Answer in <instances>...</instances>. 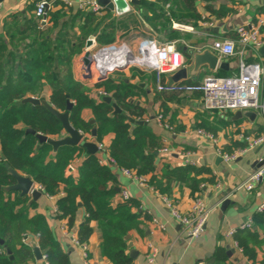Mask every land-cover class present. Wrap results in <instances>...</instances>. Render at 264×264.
Masks as SVG:
<instances>
[{"label":"crops","instance_id":"0c3cea01","mask_svg":"<svg viewBox=\"0 0 264 264\" xmlns=\"http://www.w3.org/2000/svg\"><path fill=\"white\" fill-rule=\"evenodd\" d=\"M41 1L43 0H5L1 4L0 37L6 44L9 43V39L5 37L6 31L12 29V26L19 27L27 24L34 15L31 6L36 7ZM70 1L73 2L72 7H67L60 1L66 6L64 11H68V17L70 13L67 9L80 10L78 8L80 1L100 2L101 0ZM127 1L130 3L131 0ZM196 5L204 22L195 27L172 20L171 30L175 32L173 39L154 31L143 19L141 13L135 10L136 5L130 4L131 11L123 16L104 9L111 13L108 21L117 19L120 24V32L117 31L113 43H125L135 53H138L140 42L146 39H154L160 44H175L177 50L184 57V66L180 70L187 69L188 71L187 80L180 81L175 86L189 83L200 85L211 76L236 77L239 75L240 63L243 61L249 64L256 63L262 67L260 91L263 93L264 0H214L210 3L212 12L206 9L208 5L206 3L197 1ZM53 6L51 7L52 11L61 9L59 6ZM168 7L169 5L166 10ZM105 15V11L100 14V16ZM134 21L137 24L132 27ZM173 24L189 26L194 31L182 32L173 29ZM251 26L257 27L260 32L262 45L259 47L243 46L239 41L237 30L241 27L250 28ZM127 27H131L130 30ZM125 29L132 33H126ZM15 33L13 30L14 35H16ZM19 40V43L23 45L25 40H22L21 37ZM218 40L235 41L237 55L222 57L215 54L212 46ZM25 42L26 45L29 44V41ZM86 49L85 45L82 54L75 56L72 60V78L76 83L85 86L91 97L100 101L97 99V95L104 89L98 88V84L102 82L98 83L96 77L85 78L83 76V59ZM205 49H211L219 57L218 66L215 72H210L205 67L199 75L193 78L190 76L194 68L190 52L200 53ZM172 75L163 76L165 77L164 85L169 83L168 76ZM109 78L116 84L123 83L131 89L133 97L130 101L143 113L142 117L135 121L147 125L163 144L162 149L157 153L156 167L158 179L161 180V185L165 190L164 193L151 185V176L144 177L146 184L140 185L126 177L121 168L108 162L111 158L110 146L115 138L113 134L105 136L101 142L92 138L91 135L84 136L86 142L104 145V150L98 151L96 155L103 162L101 165L113 168V173L118 180L117 189H120V192H117L116 204L124 202L122 193L126 192L129 200L136 204L132 211L141 215V232H132L128 235L131 238L129 243L133 244V249L138 254L134 259V264H218L219 258L223 254L227 257L226 264H264V224L261 229H258L254 224L255 217L264 211V176L253 190L248 191L245 188L246 182L253 173L264 170V166L259 168L260 162L264 160V142L251 148L247 141V139L251 141L264 139L262 112L253 110L209 112L203 107L201 92L159 91L158 80L155 83V73L143 72L137 68L120 70L111 74ZM52 93V87L45 83L41 95L38 94V99L43 100L44 98L49 103ZM107 95L113 96L114 94ZM28 98L35 97L31 95ZM246 111L255 113L254 117L244 116L243 113ZM82 116L88 123L94 121L89 110H85ZM159 116H162L161 120L158 119ZM95 126L98 129L96 123ZM199 131L212 135L214 140L199 135ZM63 137H65V133ZM58 139L54 138V140ZM88 154V152H83L78 155L66 169L65 176L73 175L76 177L75 179H78V170ZM235 154L238 156L234 161H226L224 158L226 155ZM2 155L3 153L0 152V163L6 165V158L3 155L4 161ZM187 167L209 172L202 174L192 172L189 176L190 181H187V178L183 182L179 179L167 181L162 176L166 170L173 171ZM194 179L201 181L200 188L203 189L201 193H192L190 185ZM34 189L39 190V185L35 183ZM41 193V198L33 203H31L32 197L26 196L30 205L36 204V208L30 210V216L43 215L46 218L55 238L69 255L71 263L111 264L107 258L100 255L101 235L96 222L92 223L95 231L87 246L89 258L85 257L82 247L76 244L78 228L86 214L84 209H80L78 212L76 225L69 229L66 221H59L56 217L57 198L50 197L42 191ZM199 196L211 211L210 217L205 233L200 238L189 241L183 234L182 226L172 217V210L168 207L166 200L185 214L191 210L195 199ZM226 202H228L227 205H224ZM250 222L252 223L251 229L259 230L260 234L261 245L256 248V261H250L244 255L239 244L238 247L235 246L237 242L235 235L228 236L231 231L244 230L243 227ZM29 242L31 244L35 241ZM153 250L156 251L155 258L152 257ZM36 263L42 264L41 262Z\"/></svg>","mask_w":264,"mask_h":264},{"label":"trees","instance_id":"16d2710c","mask_svg":"<svg viewBox=\"0 0 264 264\" xmlns=\"http://www.w3.org/2000/svg\"><path fill=\"white\" fill-rule=\"evenodd\" d=\"M139 1L135 10L141 13L146 23L158 34L173 39L172 20L198 27L204 19L198 12L197 1L208 4L206 9L212 12L210 3L214 0ZM53 5L61 9L48 12L49 24L45 29H40V18L34 14L27 24L12 26L16 35L12 29L6 31L8 44L0 37V152L11 169L30 177L44 194L57 198L56 217L59 221H66L69 229L76 225L77 214L84 209L86 214L77 234L80 245L88 246L95 231L92 223L96 222L101 235L100 255L111 264H134L126 237L132 232H141V215L132 211L136 206L133 201L116 204L119 183L113 168L101 165L97 155L88 154L78 170V179L73 175L66 177V169L78 155L87 153L86 149L80 145L55 151L49 144L37 149L39 141L36 136L26 133L29 128L53 139L64 136L62 123L44 106L33 108L31 104L23 103L31 95H41L46 83L53 89L49 104L57 111L65 112L68 100L73 103L69 121L76 130L84 136L91 135L93 125L82 116L85 110L91 111L98 126L96 139L101 142L109 134L115 137L110 146V157L117 166L133 170L140 177L151 176V185L165 192L156 167L157 153L163 144L147 125L128 121V117L136 120L143 115L130 101L133 97L131 89L110 78L98 84V88H103L107 94H116L113 103L122 110L119 114L115 113L112 104L96 101L85 86L72 78V60L82 54L91 36L101 46L113 44L120 29L117 19L108 21L111 13L106 9L102 11L106 15L100 16L89 10L69 8L68 17L63 3L57 1ZM35 10L36 7L31 6V11L35 13ZM19 37L29 44L26 45L25 41L20 44ZM164 82L165 77H162L161 84ZM192 172L202 174L209 171L187 167L166 170L162 176L167 181L179 179L183 182L187 178L190 181ZM200 183L197 179L192 180L193 194L203 191ZM13 184L14 178L1 162L0 186L5 188ZM34 208L36 204L30 205L28 197L0 190V240L4 241V245L0 244V264H37L29 241L37 243L47 264H72L46 218L43 215L30 216V210ZM254 224L261 229L264 211L255 217ZM250 229L238 230L235 239L244 255L250 261H256V248L261 245L260 234L259 230ZM226 261L223 254L218 264H226Z\"/></svg>","mask_w":264,"mask_h":264},{"label":"built area","instance_id":"2783aa9c","mask_svg":"<svg viewBox=\"0 0 264 264\" xmlns=\"http://www.w3.org/2000/svg\"><path fill=\"white\" fill-rule=\"evenodd\" d=\"M58 0H43L36 6L35 13L40 18V29H45L49 24L48 12L54 2ZM67 7H72L73 2L70 0H60ZM78 8L80 10H89L100 15L104 9L99 2H84L80 1ZM173 29L182 32H193V28L181 24H173ZM237 35L240 43L243 46L253 45L259 47L262 45L260 40V32L257 27L250 28L241 27L237 30ZM92 46L85 51L90 53V67L83 65V76L85 78L96 77L97 82L106 81L111 74L120 70L137 68L143 72L155 73L159 84V91L173 92H201L203 94V107L209 112H228V111H244L253 110L260 111L264 116V92L261 93V80L263 69L259 64L241 62L239 67V75L236 77H208L202 84L196 86H173L161 84V78L166 75H172L184 66V57L177 50L175 44L164 43L160 44L154 39H146L140 42L138 53L125 43H113L108 46H99L95 37L90 38ZM212 50L218 56L233 57L237 55L236 42L233 40H218L215 41ZM98 100L102 97H108L104 91L98 92ZM159 120L162 116L158 117ZM82 134V133H81ZM199 135L206 137L209 140H214L213 136L206 134L203 131L198 132ZM249 141L251 148L259 146L264 142V139ZM98 150L103 151L104 145L99 143ZM167 151V150H165ZM237 154L224 156L226 161H234ZM111 165L117 166L114 159L109 158ZM100 164H103L100 161ZM123 174L129 179L138 182L140 185L146 184V179L140 177L133 170L122 169ZM264 170L253 173L245 184L248 191L254 189L255 185L263 178ZM39 191L43 189L39 186ZM122 200L128 201L129 196L126 192L122 193ZM169 208L172 210V217L182 226L183 234L189 241L200 238L206 231L210 210L206 207L201 196L195 199L194 204L189 212L183 214L178 211L173 205L166 200ZM252 223L246 224L243 229H249ZM235 231H231L228 236L235 235ZM76 244L85 252V257L88 258L87 246H82L76 240ZM238 247V243H235ZM156 251L153 250L152 257L155 258ZM42 264L46 263V257L42 255ZM153 261V260H152ZM86 264H90L89 262Z\"/></svg>","mask_w":264,"mask_h":264},{"label":"water","instance_id":"95a60500","mask_svg":"<svg viewBox=\"0 0 264 264\" xmlns=\"http://www.w3.org/2000/svg\"><path fill=\"white\" fill-rule=\"evenodd\" d=\"M5 0H0V6L1 4L4 2ZM99 4L112 11V12H116V14L118 16H123L128 14L131 11V7L130 4L132 5H137L139 4L138 0H131L130 3L127 0H101L99 2ZM92 46V41L88 40L86 47L90 48ZM190 56L192 57V61L194 64V68L192 70V72L190 73V76L195 78L197 75L200 74V72L202 71V69H204L205 67L208 68V71L210 72H215L217 66H218V62H219V57L217 55L214 54V52H212L211 49H205L204 51L200 52V53H194V52H190ZM83 63L85 65V67L89 68L90 67V53L87 52L84 59H83ZM188 78V71L187 69H183L178 71L177 73H175L172 76H168V81L169 83L167 84V87H173L176 84H178L180 81L183 80H187ZM68 98V97H67ZM116 98V94H114L113 96H108V97H102L100 99V102H105L107 104H112L114 109H115V113H122V110L115 104L113 103V100ZM23 103H29L32 105V107L34 108L35 106H39L42 105L44 106L53 116H55L61 123H62V127L65 133V137L60 138L58 140H54L48 136L36 133L34 130L32 129H27L26 133L27 134H31V135H35L36 138L39 141V146L37 147V149H39L41 147V145L43 144H49L53 147V149L55 151H57L58 149L62 148V147H66V146H70V147H76V146H83V148H85L87 150V152L90 155H96L98 153V146L95 143H91V142H86L84 140V135L81 134L78 130H76L69 121V115L70 112L73 109V103L70 102L68 100L67 102V108L65 112H59L57 111L55 108H53L48 102H46L45 100H39V99H35V98H27L23 101ZM244 116H246L247 118H252L254 117L255 113L253 112H244L243 113ZM128 121L131 124H138V125H144L143 122H136L133 118L128 117ZM91 125H93L92 131H91V136L92 138H96L97 137V128L95 126V121H91L90 123ZM2 159L5 161L4 156L2 155ZM264 166V160H262V162H260V167ZM5 168L8 170L9 174L14 178L15 180V184L9 186V187H5L2 188L0 186V190H3L6 193L9 192H14V193H19L21 197H25V196H31L32 197V202H37L41 196L42 193L37 190L34 189V181L30 178V177H24L23 175H21L19 172H17L14 169H11L10 166L8 164L5 165ZM117 192H120V189H116ZM228 202H226L224 205H227ZM81 206V205H80ZM130 236L126 237V240L129 242L130 241ZM0 244L4 245V241L0 240ZM31 246L33 248V252L35 255V259L37 262H42V253L41 250L39 249L37 243L32 242ZM128 248L130 250L129 252V256L134 260L137 257V252L133 249V244L130 242L128 244ZM7 254L10 255V259L13 260V256L11 255V251L9 249H7Z\"/></svg>","mask_w":264,"mask_h":264},{"label":"rangeland","instance_id":"374dc122","mask_svg":"<svg viewBox=\"0 0 264 264\" xmlns=\"http://www.w3.org/2000/svg\"><path fill=\"white\" fill-rule=\"evenodd\" d=\"M136 24H137V22L134 21V22L132 23V27L135 26ZM119 28H120V24H119ZM127 28L129 29V28H131V27H127ZM128 29H125L124 31H126V33H127V32H128ZM129 30H130V29H129ZM119 32H120V29H119ZM130 33H132V31L128 32V34H130ZM115 73H116V72H115ZM113 74H114V73H113ZM33 97H35V99H38L39 96L36 95V96H33ZM36 97H37V98H36ZM41 100H42V99H41ZM43 100H44V98H43Z\"/></svg>","mask_w":264,"mask_h":264}]
</instances>
